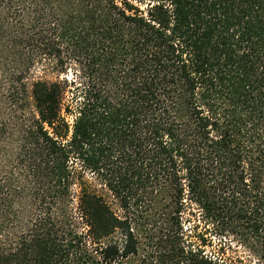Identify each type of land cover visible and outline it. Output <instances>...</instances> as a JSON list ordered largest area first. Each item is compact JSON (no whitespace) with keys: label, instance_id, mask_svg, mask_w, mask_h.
I'll use <instances>...</instances> for the list:
<instances>
[{"label":"trees","instance_id":"1","mask_svg":"<svg viewBox=\"0 0 264 264\" xmlns=\"http://www.w3.org/2000/svg\"><path fill=\"white\" fill-rule=\"evenodd\" d=\"M4 71L0 264L264 260V0H0Z\"/></svg>","mask_w":264,"mask_h":264},{"label":"rangeland","instance_id":"2","mask_svg":"<svg viewBox=\"0 0 264 264\" xmlns=\"http://www.w3.org/2000/svg\"><path fill=\"white\" fill-rule=\"evenodd\" d=\"M10 67L6 69L8 72ZM42 71L41 64H35L31 70L29 75V80H33V78H37L36 76H40ZM72 71L68 73V78H71ZM7 76L4 73L0 72V112L4 110H9V107L5 103V95L7 93ZM48 79L54 80L55 76H48ZM3 108V109H2ZM1 114V113H0ZM5 139L3 143H6L8 138L7 133L4 135ZM212 244V248H208L210 252L218 251L220 247H223L224 254L228 261L232 264H264V260L261 259L258 255H256L249 248L244 245L238 243L237 241H233V239H227L226 241L219 240L218 238H214Z\"/></svg>","mask_w":264,"mask_h":264}]
</instances>
